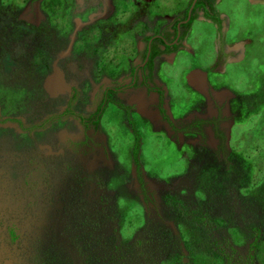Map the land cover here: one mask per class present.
<instances>
[{
    "label": "rangeland",
    "instance_id": "obj_1",
    "mask_svg": "<svg viewBox=\"0 0 264 264\" xmlns=\"http://www.w3.org/2000/svg\"><path fill=\"white\" fill-rule=\"evenodd\" d=\"M156 1L0 0V264H264V4L218 3L251 41L213 93L184 76L223 39L210 22H190L194 57H156L167 123L139 83L105 89L189 2Z\"/></svg>",
    "mask_w": 264,
    "mask_h": 264
},
{
    "label": "flooded vegetation",
    "instance_id": "obj_2",
    "mask_svg": "<svg viewBox=\"0 0 264 264\" xmlns=\"http://www.w3.org/2000/svg\"><path fill=\"white\" fill-rule=\"evenodd\" d=\"M101 1V6L102 9L101 11L104 9V7H107L108 10L111 11L112 8V3L110 2V0H100ZM147 2H157L156 0H145ZM166 1V0H165ZM217 0H195V3L193 4L192 8L190 9V14L189 17L183 21L180 22L178 25V28L176 27V23L178 22V20L185 18L186 16V11L187 8L189 6V3L192 2L191 0H189V2L187 3L186 7L182 9L181 13L178 14L177 16H175L174 21H168V23L166 25H164L163 27H161V29L156 32V33H148L147 34V38L144 37L145 40V44L143 46V49L141 50V54H140V60H138L137 64L131 67V71L129 74V80L126 83H123L122 85H120L119 87L115 88L114 86L108 85L105 89L106 91L108 90H115V89H122V88H129V87H135V85L137 83H139L140 85H142L144 87L145 90L148 91H152L153 93H155V95H157V104H156V108L159 112V114L163 117L162 119L166 120L167 119V115L165 116V108L163 107V94H164V89L163 86L159 85V83L156 81V77L154 76L155 74L152 73V71L154 70L153 68V58H152V67L149 71L148 66L145 64L148 60V56H149V52L150 49L152 47V45H156V47L160 50V52H164L166 49H168V52H173L176 49V46L179 44V42H181L182 40H184L183 36L186 34V32L188 31L189 27H190V22H192L193 19H195L196 17L201 18L205 21L210 22V24L213 26V28L217 31V34H220L223 32L224 29V24H223V17L220 16V12L216 9L215 6V2ZM203 4V6H198L197 4ZM119 4V3H117ZM208 5L213 6V12H215L217 14V16L219 17V21H216L215 19H211V18H206L204 16V12L208 11V13H213L211 11H209ZM111 7V8H110ZM113 10V8H112ZM168 14H163V18L168 19ZM189 20V23L187 26H184L183 24ZM178 30V33H177ZM182 30H184L183 33ZM177 33V35H176ZM161 35L164 39H166V44H164L160 39L157 37H152V40H150L149 43V52H148V56L147 58L143 61V57L145 54V50H146V44H147V40L149 39V36L151 35ZM154 38L159 39V41H153ZM176 38V40H175ZM175 45V47H174ZM159 52V53H160ZM158 53V54H159ZM156 54V55H158ZM155 55V56H156ZM154 57V56H153ZM149 71V72H148ZM159 90H161V93L159 94ZM208 90V88H207ZM206 90V91H207ZM106 92H104V96H105ZM209 96V93L207 94ZM105 98V97H103ZM216 100V104L212 107V110L214 111V115L217 116L213 118V120H208V124L207 125H211L214 126L215 125H220L221 123H223V121L220 119V117H222V114L226 113L225 112V107L223 108V105H219L221 103V99L220 98H216L214 97ZM212 100V97L210 99V101ZM104 101V100H103ZM122 108L124 105H120ZM100 108V107H99ZM160 108L163 109V112L160 111ZM216 108V110H215ZM213 111H211V115H213ZM99 112V109H98ZM99 114V113H98ZM98 114L95 115L94 118L92 119H97ZM165 116V117H164ZM166 122L168 123V120H166Z\"/></svg>",
    "mask_w": 264,
    "mask_h": 264
},
{
    "label": "crops",
    "instance_id": "obj_3",
    "mask_svg": "<svg viewBox=\"0 0 264 264\" xmlns=\"http://www.w3.org/2000/svg\"><path fill=\"white\" fill-rule=\"evenodd\" d=\"M221 1L222 0H217L216 9L220 12V16L223 17V24H224V29L222 32L223 39L219 38L218 39L219 41H217L216 38H214L213 41H211V47L213 50L211 62L209 64H204V65H199V64L194 63L195 65L187 67L186 70L184 71V76L186 77L185 79L187 82H190V83L193 82L195 84H198V86L201 85V87L203 88V91L205 92L208 88L209 90L212 91V93L215 92V90H212V87H210L211 88L210 89L208 85L210 84L211 86L213 84L210 78L213 79L215 75L214 72L221 73L225 70V67L227 64L239 63L240 60L244 57L245 45L249 44V41H251V38L244 36V35H241L239 37H236V35H233V36L230 35L229 37L226 36V34L228 33L227 30L230 28V20H229L228 14H226L224 10L222 11L220 7H218V3ZM246 1L249 2V4L250 3L264 4V0H246ZM197 19H198L197 22L202 20V22L209 23L208 21H205L201 18H197ZM190 32L199 33L198 30H195L194 23L190 25L188 31L184 35L185 40L181 41V44L179 45V47H176V49L173 52H168V50H165L164 52H160L158 55L153 57V63H155L156 57H161L162 59H164L165 63L172 64L174 62L173 60L175 59V57L177 56L180 50H184L185 52L190 54V56L194 55L195 50L192 48V44L190 42L191 40L189 36ZM146 36L147 34L144 37ZM216 41L218 42L217 43L218 45H216ZM196 44L200 47V44L198 43ZM197 54L198 53H196V55ZM154 67H155L154 74H156L157 67L156 66ZM208 72L212 73L211 77L208 75ZM161 82H164V81L162 80ZM164 88H166V86H164ZM217 89L218 90H216V92H219L220 94L219 97H223L226 92L228 93L231 92V90L229 89V84H225V83L218 86ZM202 97H205V96H202ZM138 102L141 104L140 101Z\"/></svg>",
    "mask_w": 264,
    "mask_h": 264
},
{
    "label": "trees",
    "instance_id": "obj_4",
    "mask_svg": "<svg viewBox=\"0 0 264 264\" xmlns=\"http://www.w3.org/2000/svg\"><path fill=\"white\" fill-rule=\"evenodd\" d=\"M197 4V3H196ZM198 6H203V4H197ZM208 8H209V11H211V12H213V6H210V5H208ZM204 16L206 17V18H211L212 20L213 19H215L216 21H219V17L217 16V14L215 13V12H213V13H208V11H205L204 12ZM188 23H189V20L188 21H186L183 25L184 26H187L188 25ZM184 32V30H182V32L181 33H183ZM146 38H147V36H146ZM153 41H159V39H157V38H154V40ZM174 47H175V45H174ZM166 50H168V49H166ZM160 52V50L156 47V45H152V47H151V49H150V52H149V56H148V60H147V62L145 63L147 66H148V69H149V71H150V69H151V67H152V58H153V56H155L156 54H158ZM148 71V72H149ZM159 92V94L161 93V90H159L158 91ZM123 109H124V112H125V118H126V121H127V123H128V125H129V127H130V131H131V134H132V137H133V144H132V147H131V158H132V163H133V165H134V168H135V170H136V172H137V175H138V177L140 176V172H139V160H138V150H139V133H138V131H137V129H136V127H135V125H134V123H133V121L130 119V117H129V115H128V112H127V106H123ZM160 111L161 112H163V109L162 108H160ZM66 112H69V113H71V112H73V110H71V109H69V108H65L64 110H63V113H66ZM166 116V115H165ZM164 116V117H165ZM86 119H88V118H86ZM81 120H83L82 118H81ZM92 120V124H96L97 123V119H91ZM18 121V120H17ZM84 121V120H83ZM40 126V125H39Z\"/></svg>",
    "mask_w": 264,
    "mask_h": 264
},
{
    "label": "water",
    "instance_id": "obj_5",
    "mask_svg": "<svg viewBox=\"0 0 264 264\" xmlns=\"http://www.w3.org/2000/svg\"><path fill=\"white\" fill-rule=\"evenodd\" d=\"M191 1H192V2L189 3V6H188V8H187L185 18L178 20V22L176 23V27H177V28H178V25H179L180 22L185 21V20L189 17L190 9L192 8L193 4L195 3V0H191ZM177 33H178V30H177ZM177 33H176V35H177ZM152 37L160 38V39H162L161 41H162L164 44L167 43V42H166V39H164L161 35H158V34L153 35V34H152L151 36H149V39L147 40V44H146V50H145V54H144V57H143V61H144V60L147 58V56H148V52H149V43H150V40H152ZM175 40H176V38H175Z\"/></svg>",
    "mask_w": 264,
    "mask_h": 264
}]
</instances>
